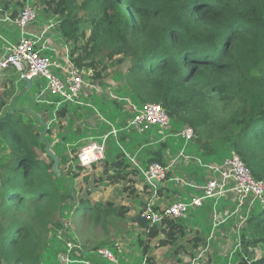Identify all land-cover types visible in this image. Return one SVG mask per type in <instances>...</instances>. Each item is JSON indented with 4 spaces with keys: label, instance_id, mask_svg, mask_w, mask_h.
Instances as JSON below:
<instances>
[{
    "label": "trees",
    "instance_id": "1",
    "mask_svg": "<svg viewBox=\"0 0 264 264\" xmlns=\"http://www.w3.org/2000/svg\"><path fill=\"white\" fill-rule=\"evenodd\" d=\"M29 1L51 13L49 18L57 17L56 30L73 44L70 60L90 77H99L97 65L104 69L108 61L117 65L129 62L122 74L125 92L114 90L117 103L109 102L111 112L120 116L103 118L107 128L101 127L104 131L94 140L110 130L109 123L118 125V129L126 126L133 112L128 100L135 106L154 102L167 111L178 132L185 126L194 129L202 154L235 151L254 177L264 179V0ZM1 3L12 18L18 14L15 4H19V10L26 4L22 0L13 5L12 0ZM13 90L12 86L3 95L14 96ZM5 98L0 96V264H53L62 250L66 252V245L61 242L52 259V251L47 249L54 246L57 235L49 237V233L64 228L60 215L65 216L75 200L69 178L78 176L85 167L79 163L77 151L71 156L72 146L62 153L57 146L63 142L66 148L85 135L79 132L75 138L68 128L55 142L49 124L57 118L69 119L75 112L69 106L80 105L65 103L54 111V116L44 112L38 117L26 109L5 108ZM39 118L47 125L44 137L58 156V175L51 170L52 159L44 149L45 142L39 139L43 131ZM96 129L100 130L98 125ZM124 136L120 133L118 142L127 140ZM120 147L113 157L112 146L105 148L102 173L112 183L124 179L130 167L122 152L124 146ZM151 154L146 165L153 161L165 163L160 148ZM66 163L68 169L64 170L61 166ZM91 177L87 174L83 179L87 182ZM104 179L97 175L95 187ZM62 182L67 189H62ZM161 191L159 186L158 193ZM77 204L74 213L82 209L81 214L88 215L93 223L107 221L112 213L123 216L128 208H115L111 202L103 207L100 202L91 204L81 198ZM140 231L146 236L140 240L145 255L152 239L157 247L174 244L184 228L178 219L165 218L161 224ZM159 233L163 238L158 239ZM69 236L73 243L80 242ZM240 245L242 252L252 251L249 264H264V250L257 258L254 253L259 246L264 249V204L248 214L240 230ZM79 247L84 248L86 257L79 248L80 255L71 253L69 264H95L88 259L93 252L98 256L100 243ZM146 257L147 262L154 260L153 255Z\"/></svg>",
    "mask_w": 264,
    "mask_h": 264
},
{
    "label": "rangeland",
    "instance_id": "2",
    "mask_svg": "<svg viewBox=\"0 0 264 264\" xmlns=\"http://www.w3.org/2000/svg\"><path fill=\"white\" fill-rule=\"evenodd\" d=\"M16 1L12 0L11 5L15 4ZM11 7V6H10ZM37 8V16L35 21L31 24L30 28L39 29L43 26V24H47L48 20H51V22H55L53 15L51 13H46L45 11H42V7L39 5L35 6ZM82 14V12H81ZM80 14V15H81ZM53 22V23H54ZM56 29V25L54 28L50 29L48 35H51L52 42L54 44H60L64 46L65 48H68L69 46H73V44L66 42L62 37L59 38L57 36V33L54 31ZM54 32V33H53ZM87 32H89V29H87ZM21 36L20 31L14 26L9 23L7 25L0 27V47H2L1 50L5 48L4 46L7 45L8 42H14L17 38ZM69 44V45H68ZM48 54H51L53 56L54 53L52 51H46ZM68 55L70 53V48L68 50ZM56 58V56H54ZM61 63L65 64V61L59 60ZM129 62L125 61L121 65L113 64L111 62L106 63V67L102 69L99 65L96 66L97 72L100 74L99 77H90L89 74H86V82H90L92 79V88L90 89V94L80 93V99L81 100H91V102H84L83 104L79 106V111H75L74 114H72L69 119H62V120H53L50 122L47 121V123L50 126L51 129V139L55 142L60 141L61 137L60 135L66 133L67 129L70 128L71 132H74L75 138H77L76 134L81 132L82 134H92L93 139H87V141L96 139L95 136L100 135L105 127L104 122L101 121L103 118H114L119 117L120 114L118 112H111V108L109 106V102L113 100L111 103H117L114 101L115 94H113V91H119L121 93L125 92L124 88V81L122 74L125 73ZM90 70V69H89ZM19 73H12L8 72L5 74V77L11 79H16L18 77ZM89 80V81H87ZM33 86L29 89L25 90V97L22 99L25 101V104L28 106V109L39 111V112H46L49 114L50 117L54 116L55 111V104H49L46 101L44 102H36L35 96L39 90L40 87L44 86L45 80L43 78H36V80L32 81ZM22 87V86H21ZM98 88V91H97ZM91 98H87V97ZM21 98V97H20ZM47 100L50 101H58V97L48 95L46 97ZM15 100H19V97H16ZM120 102V101H119ZM157 104V103H156ZM15 106V105H14ZM73 106V105H71ZM127 106V105H126ZM120 108H124V106H119ZM92 108V109H91ZM85 110V111H81ZM100 128V130L96 129V127ZM118 127V125H117ZM178 126L174 124V122L170 118V122L167 128L159 129L156 127H152L150 130L145 131L143 133H138L136 130L133 129H119L118 135L125 134L124 138L127 137V140L119 141L118 142V135L117 138L113 135L110 136V138L106 141L105 147L112 146L111 150H113V155L118 153V148L121 149L120 145L125 148L129 153L132 155H135L136 160L140 163V166L142 169L146 168V160L149 157H152L151 151L153 149L160 148L162 153H169V157H175L179 158V163L176 169L174 170L172 168V171H168V176L164 180V183L167 185L168 188H170L169 191V198L172 199V201H175L176 198H173V191H176L180 196L185 197L188 196L189 193L196 194V191L188 186L186 181H182V184L186 185L183 189H180L179 187H176V182L174 181V176L177 175L178 177H189L190 180H195L198 183H202L206 179V165L209 162H214L216 164L222 163V160L227 157L229 153H215L212 154H202L204 150L202 147L199 148L201 150L200 152L196 153L194 151V147H198L199 142L194 138V140H185L183 137H181L180 134H178ZM98 131V133L95 135L94 131ZM45 136V133H44ZM65 137V136H62ZM220 139L222 138V135L219 136ZM216 137V138H219ZM88 138V137H87ZM120 138V137H119ZM75 141V140H74ZM86 141V142H87ZM85 142V143H86ZM84 143V145H85ZM198 143V144H197ZM81 141L78 140L74 146V151L71 152V156L75 155L74 153L77 151V154L80 153V150L82 148ZM71 144H68L65 148L64 143L58 144L57 151L59 153H62V151H68ZM162 146H165L164 148H161ZM200 146V145H199ZM214 146V145H213ZM182 151L185 155H191V154H197L198 157H200L203 160V164L201 165L198 161H194L191 159H184L181 160V158L178 156L179 152ZM106 152V150H105ZM104 152V157H105ZM41 156L44 159H47L44 154H41ZM168 156V155H167ZM103 157V159H104ZM103 159H100L99 161L93 163L95 164L94 167H84V169L79 173L78 176H72L69 178V181L71 182L73 189H74V196L75 200L71 201V206L67 208L66 215H60L61 220L63 221L64 228L60 229L58 231H52L49 233V237L52 236L54 233H56L57 238L54 237L56 240H54V246L50 249L48 248L47 251H52V259H55V252L60 250V243L61 242H72L69 238L71 236H75L80 242L75 243V245H82L85 244L87 247H93L100 243V247H107L110 249V251L114 254L116 257V261L118 264H139L142 260V247L140 245V240H145V235L142 233V231H136L133 228L132 222V216L133 213H137L139 210H141L147 201V197L149 195V191L147 190V187L145 186V178L143 176L141 177L138 172H134L132 165L127 169L128 174L124 179L119 180L116 183L109 182L108 179H104L106 174L102 173L104 164ZM108 160L110 158L108 157ZM73 164V163H71ZM166 164V163H165ZM69 164H64L61 166L62 169L67 170ZM90 175V177L93 175L96 177L97 175L104 179L103 182L99 184V186L95 187L94 189L89 193H87L88 186L90 184V179L86 182L83 179V176ZM95 181V179H94ZM64 182V181H63ZM62 182V189H67V184H63ZM155 182V180H154ZM161 187V185H160ZM200 194V193H199ZM198 195V194H196ZM151 196V195H150ZM163 197L162 202L167 203L166 201V195L162 194ZM81 199H88V201L93 204L96 202H100L103 207L105 206L106 202H111L113 207L119 208V207H128L125 214L117 215L115 213H112L108 216L107 221H99L97 223H93V220L88 217V215L81 214V210L79 209V213L75 214L73 209L74 207H77V202ZM160 199V200H161ZM187 198L185 201L189 200ZM224 199L220 198L217 201L216 209L213 208V218L214 221L217 223V220H221V216L218 214L217 205L223 203ZM210 202L209 208L210 212H212V205H213V199H209L205 203V207H207V203ZM229 207L232 206L231 203L227 204ZM259 203L255 202L254 207H258ZM195 208H189L186 216L187 218H179L178 223L181 226H185L191 219L195 218V213L197 215L204 214V218L202 221V229L205 230V232H208V226L204 225V220L207 219V212L203 208L202 210H193ZM64 211V210H63ZM214 213L216 215H214ZM59 215H55L57 219L60 217ZM68 220V221H66ZM225 222L219 223L218 225L214 226V230L212 231V234L215 236L224 235V233L221 231V225ZM231 221L228 222L230 224ZM198 224H201V221L198 222ZM245 225V222L241 225V228ZM232 238H235V234H231ZM187 241L183 240L184 236H179V238L175 241V243H179L181 239V243L183 246H186L187 242H190L189 245H192L194 243L199 245V241L195 240V232L191 231L190 235L187 236ZM239 240L240 237L238 236ZM218 240V239H217ZM195 241V242H194ZM152 242L156 244V240L152 239ZM210 242H212L210 240ZM73 243V242H72ZM174 243V244H175ZM153 245V247H157ZM171 247H173V245ZM218 244V241H216V246ZM177 245V244H176ZM141 248H139V247ZM223 246H221V250L223 251ZM139 249V250H138ZM150 250L152 251L153 248L150 247ZM230 250H233L232 248ZM229 250V251H230ZM263 246H259L258 254L261 255L263 251ZM62 252L65 253L63 250L60 252L62 255ZM80 252L82 254V257H86L84 248H80ZM195 252L198 253V262L199 264H237V262L240 260L241 252H235L231 251V253L227 256L223 253L220 257V260H218L216 257V251L212 248L204 249L202 245L200 247H197ZM139 253V254H138ZM255 256L256 251L254 250ZM91 255H96L95 252H93ZM150 255H152L150 253ZM98 256H100L98 254ZM225 256V257H223ZM62 257V256H60ZM101 257V256H100ZM82 260V259H81ZM62 261V260H61ZM59 260H54L53 264H63ZM84 261V260H82ZM96 262V260H95ZM97 264H110L108 260L105 258L102 259V261H98Z\"/></svg>",
    "mask_w": 264,
    "mask_h": 264
},
{
    "label": "built area",
    "instance_id": "3",
    "mask_svg": "<svg viewBox=\"0 0 264 264\" xmlns=\"http://www.w3.org/2000/svg\"><path fill=\"white\" fill-rule=\"evenodd\" d=\"M6 1V0H3ZM19 2V0H14ZM25 1V6L19 10V4H15L18 14L12 18L9 11L3 9V3L0 0V22L13 23L19 29L21 36L14 42H8L5 46L4 54L0 58V74L9 67L15 68L21 81H34L36 78L45 80L44 86L40 87L36 94V102L46 101L49 104H55V110L65 103L82 105L80 93L83 91L86 82L87 71L77 68L66 54L65 64L54 59L46 51H52L50 45L49 30L58 25L59 20L54 17L55 22L48 20L42 28L37 31L29 30V26L35 21L37 8L29 0ZM27 64V67H25ZM48 95L58 97V101L47 100ZM132 115L127 119L126 129L136 130L143 133L152 127L159 129L167 128L170 122V116L167 111L154 102H144L135 106L128 100ZM110 130L97 140H90L82 146L78 154L79 163L85 167L91 165L100 159H103L105 152V143L110 135L117 138L119 129L114 124L109 123ZM185 140H193L196 137L195 131L190 126L182 127L178 132ZM126 160L130 167L138 169L144 176L146 183L149 184L151 196L145 202L142 208V215L146 216L147 225H159L165 218L179 219L184 218L189 208L203 207L207 200L213 199V208L216 209L217 201L227 195L234 198V208L231 215L238 217V228L245 222L248 214L252 211L254 203L264 204V179H258L253 176L250 168L235 152L231 153L222 160V163L209 165L211 170L204 184L198 186L200 194L191 195L190 199L185 201H175L171 204L157 207L154 200L158 197V189L161 182L167 177L169 165L153 161L142 169L140 163L127 150L122 148ZM182 159L193 158L185 155L182 151L178 155ZM196 159V158H193ZM157 180L159 184H156ZM174 180L181 181V177L175 176ZM215 215V213H214ZM66 252L60 257L63 264L71 262L70 254L79 256V245L70 241L65 242ZM239 246V243L237 244ZM98 254L107 260L116 263L114 254L107 247L98 249ZM86 264H90L84 261ZM147 257H143V263L146 264Z\"/></svg>",
    "mask_w": 264,
    "mask_h": 264
},
{
    "label": "crops",
    "instance_id": "4",
    "mask_svg": "<svg viewBox=\"0 0 264 264\" xmlns=\"http://www.w3.org/2000/svg\"><path fill=\"white\" fill-rule=\"evenodd\" d=\"M7 23L8 22H0V27L4 26V25H7ZM9 24L14 25L16 27V25L13 24V23H9ZM30 26H29V30H32V31H37V30L40 29V28L39 29L30 28ZM43 26H44V24H43ZM54 31L57 33V36H59V38H60L61 35L58 33V31L56 29H54ZM49 38L51 40L50 41V45L52 46V53H54L53 56L51 54H49V55H51L52 58H54V56H56V58H54V59H56L58 61L59 60H63L64 61V58H65L66 54H68L67 52H68L69 48H71V47L69 46L68 48H65L64 46H62L60 44H54L52 42L50 34H49ZM70 45H71V43H70ZM4 48H5V46H4ZM1 49H2V47H0V58L4 54V49L3 50H1ZM11 71H12V73H18V71L15 68L9 67L8 69H6L5 71H3L0 74V96L6 97L5 98V103H6L5 104V108L9 107L10 110H12L13 108H15V109H26V110H29V111L33 112L34 114H37L39 117H41V115L44 112H39V111L28 109V106L25 104V101L22 100L25 97L24 96L25 95V90L31 88L34 85L33 82L30 81V86H27L26 82L19 80L18 77L11 81V79L5 77V74L8 73V72H11ZM87 81H89V80H87ZM12 86L14 88V90L12 92V94L14 96H11V95L10 96H4L3 92H5V90H7V89H10ZM92 86L93 85H92V79H91L90 82H87L85 84L82 93H85L86 95L90 94L91 93L90 89L92 88ZM97 91H98V88H97ZM16 97H19V100H15ZM87 98L89 99L91 97H87ZM35 101H36V96H35ZM82 101H84V100H82ZM84 102L88 103V102H91V100H85ZM72 107L73 106L70 105L69 106V110H73V109L75 111H79L80 110V109H76V108H78L77 106L75 108H72ZM81 111H85V110H81ZM82 135H85V137L80 139V141L82 143L81 146L84 145V143L87 141V139H89V138L92 139L91 138L92 134H89V135L88 134H82ZM73 143L76 144L77 140H75ZM73 143H71V146H74ZM87 143L88 142H86L85 145ZM1 146L2 145H0V147ZM194 151L196 153L199 152L197 147H194ZM162 156H163V161L166 164L169 165V170L168 171L169 172L172 171V168L175 170L176 167L178 166L179 161H180L179 158H175V157H171V156L169 157V153H167V154L166 153L165 154L162 153ZM188 156L196 158V159H193V158H189V159L194 160V161H198L201 165L203 164L202 163L203 160L200 157H198L197 154H191V155H188ZM181 160H184V159L181 158ZM205 165H206V174H207L206 175V179H205V181H206L207 177L209 176V173L211 172V170L208 168V166L209 165H216V163L209 162V163H207ZM175 176H177V175H175ZM181 179H182L181 181L174 180L176 182V187H179L180 189H183L184 186H186V185L182 184V181H186L188 183L187 185L192 187L196 191V194L200 193V191L198 190V186L205 183V181H203L202 183H198L195 180H190V178L186 177V176L184 178L181 177ZM145 185H146V183H145ZM161 188H162L161 193L154 200L155 206H157V207L168 205V204H171V203H173L175 201H183V200H186L187 198H189L191 195H196V194H193V193H189L188 196L185 195V197H182L176 191H173V198H176V200L172 201V199L169 198L170 197L169 196L170 188H168L167 185L164 182H161ZM147 190L149 191V195H148L146 200H148L150 195H151L149 186L147 187ZM162 194L166 195L167 203L162 202V199H163V197L161 196ZM223 199H224L223 203L217 205L218 214H219V216H221V220L220 219L217 220V223L214 221V218H213V206H212V212H210V208L208 207L210 202L207 203V207H205V205H204L203 207L193 209V210H202L204 208L206 210L207 219L204 220L203 224L208 226V232H205V230H203L202 227H201L202 221H203V218H204V214L197 215V213H195V218L191 219V221H189L187 224H185V226H182L184 228V231H183L184 239L183 240L187 241L188 238H186V237L190 235L191 231H193V232H195L196 239H198V241H199V245L198 246L194 247L193 246L194 244L189 245L190 242H187L186 246H183V244L181 243V239H180L179 240L180 242L179 243L176 242L173 245V247H171L172 244H169V245L160 246V247H156L155 248V247H153V245L155 243H153L152 240H151L149 245H150V247L153 248V250L151 251L150 249H148L147 250V254H145V255L148 256L151 253L154 256V260L153 261L155 262V264H199V262L197 261L198 260L197 259L198 258V256H197L198 253L195 252V250H196L197 247H200V245H202L205 250L209 249V248L214 249L216 251V255H218L216 257L218 260H220V257H222L221 255L223 253L224 254L227 253L225 255L228 256L231 253V251H233V253L241 252L242 255H241L240 259L243 260V258L246 257V255H244L243 253H245V251L247 249L244 252L241 251L240 240L238 238V236L240 237V230L241 229H239L238 225H237L238 217L235 216V215H231V212H232V210L234 208V205H235L234 204V198H233L232 195H227V196L223 197ZM228 203H231L232 206L229 207L227 205ZM135 214L136 213H133V216H135ZM185 218H187V216ZM200 221H201V224H198V222H200ZM229 221H231L230 224H228ZM222 222H225L220 227L221 231L224 233V235H219L217 237L214 234H212V231L214 230L213 227L218 225L219 223H222ZM131 224L133 225L134 230L140 231L139 227L137 226V223H136L135 219L132 220ZM232 233L236 235L235 238H232V236H231ZM160 238H163L162 234L158 235V239H160ZM145 239H146V236H145ZM210 240L212 242H210ZM216 241H218L217 246H216ZM238 243H239V246H237ZM221 246L224 247L223 251L220 249ZM139 248H141V247H139ZM231 248L233 250H230ZM254 250L256 251V255H257L256 258L259 257L260 256L258 254L259 248H255ZM141 254H142V260H141V262L139 264L143 263V257L145 256L142 253V251H141ZM223 257H225V256H223ZM102 259H104V258L100 257V256H97V255H91V257L88 260L90 262H92V263L95 262V260H96L95 264H97V262L98 261H102ZM115 259H116V257H115ZM56 260L61 261L60 260V256L58 258H56ZM239 262H240V260L237 262V264ZM52 263H53V261H52ZM109 263L110 264H118L117 261H116V263H113V262L109 261ZM146 264H147V262H146Z\"/></svg>",
    "mask_w": 264,
    "mask_h": 264
},
{
    "label": "water",
    "instance_id": "5",
    "mask_svg": "<svg viewBox=\"0 0 264 264\" xmlns=\"http://www.w3.org/2000/svg\"><path fill=\"white\" fill-rule=\"evenodd\" d=\"M25 67H27V64H25ZM27 86H30V81H27L25 80ZM38 116V115H37ZM39 117V116H38ZM40 119V118H39ZM41 121V124L43 126V131L42 133L40 134V137L39 139L41 141H44L45 142V146H44V149L46 151V153L51 157V170L55 173V174H59V170H58V156L56 154H54L51 149H50V142L49 140L44 137V133L46 132L47 130V125L40 119ZM94 179L95 177L92 176L91 179H90V190L92 191L94 189ZM155 183L156 184H159V182L157 180H155ZM134 219L137 223V226L140 228V229H145L148 225H147V219H146V216L145 215H142L140 212L136 213L135 216H134ZM161 233H159L160 235ZM246 253V257L243 258L242 260V264H249V262L252 260V251L251 249H247L245 251ZM147 264H155V262L153 260H150L149 262H147Z\"/></svg>",
    "mask_w": 264,
    "mask_h": 264
},
{
    "label": "clouds",
    "instance_id": "6",
    "mask_svg": "<svg viewBox=\"0 0 264 264\" xmlns=\"http://www.w3.org/2000/svg\"><path fill=\"white\" fill-rule=\"evenodd\" d=\"M142 210V209H141ZM141 213V212H140ZM140 229V228H139Z\"/></svg>",
    "mask_w": 264,
    "mask_h": 264
}]
</instances>
